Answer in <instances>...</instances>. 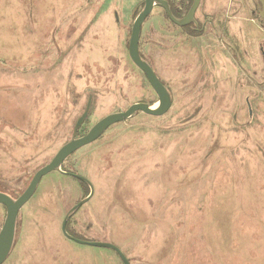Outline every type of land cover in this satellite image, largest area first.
Wrapping results in <instances>:
<instances>
[{
  "label": "rangeland",
  "instance_id": "obj_1",
  "mask_svg": "<svg viewBox=\"0 0 264 264\" xmlns=\"http://www.w3.org/2000/svg\"><path fill=\"white\" fill-rule=\"evenodd\" d=\"M177 17L193 0H170ZM144 0H0V192L19 198L73 139L135 104L159 106L129 56ZM257 0H201L195 24L162 8L140 54L173 98L138 113L45 177L5 264H264V19ZM6 209L0 205V230Z\"/></svg>",
  "mask_w": 264,
  "mask_h": 264
},
{
  "label": "water",
  "instance_id": "obj_2",
  "mask_svg": "<svg viewBox=\"0 0 264 264\" xmlns=\"http://www.w3.org/2000/svg\"><path fill=\"white\" fill-rule=\"evenodd\" d=\"M259 1L261 2L263 7V11H261L260 14L264 18V0ZM200 3L201 0H194L193 5L189 10L188 14L183 19L179 20L174 17L168 0H144V8L141 10L139 16L135 20V23L133 24L131 38L129 42V56L132 62L139 68V70L144 73L150 86L157 94L159 98V106L156 109H153L148 104H135L131 106L126 112L115 113L105 117L96 125H94L85 136L77 138L80 130L85 125L87 119L90 116V112L93 105V97L90 96L85 112L75 124L73 139L58 151L56 156L48 165L40 169L35 174L26 191L17 199H13L9 195L0 192V205L5 207L6 209V219L2 229L0 230V264H5L8 261L15 248L18 217L20 211L34 197L42 180L45 177L55 172L65 174L62 171V166L64 165L66 160L80 149L98 141L112 126L126 122L132 119L138 113H144L151 117H162L169 112L173 105L172 95L168 88L160 81L151 65L146 62L140 54V39L142 34V27L147 18L152 14L156 6L162 8L165 11L166 16L173 24L179 27L189 26L195 22V16L200 7ZM66 175L73 176L80 182L88 185L91 188V194L87 199L73 207L66 216L62 225V233L65 238L81 246L111 250L119 256L123 264H131L118 247L109 243L82 241L74 238L67 232V225L70 219L82 206H84L91 200L94 194V188L92 184L83 177L72 174Z\"/></svg>",
  "mask_w": 264,
  "mask_h": 264
},
{
  "label": "flooded vegetation",
  "instance_id": "obj_3",
  "mask_svg": "<svg viewBox=\"0 0 264 264\" xmlns=\"http://www.w3.org/2000/svg\"><path fill=\"white\" fill-rule=\"evenodd\" d=\"M257 1H258V2L260 3V5H261V11H263V7H262L261 2H260L259 0H257ZM168 2H169V4H170V7H171V10H172V13H173V15H174L175 18L181 20V19H183V18L187 15V14H186V15H184L183 17H180V18L177 17V16L175 15V13L173 12L174 5L170 3V0H168ZM193 2H194V0H193ZM200 4H201V3H200ZM190 9H191V8H190ZM261 11L259 12V16H260V17H262L261 14H260ZM262 18H263V17H262ZM263 19H264V18H263ZM193 24H195V23H193ZM193 24L189 25V27L192 26ZM174 25H175V24H174ZM186 27H188V26H186ZM186 27H185V28H186ZM182 28H184V27H182Z\"/></svg>",
  "mask_w": 264,
  "mask_h": 264
},
{
  "label": "bare ground",
  "instance_id": "obj_4",
  "mask_svg": "<svg viewBox=\"0 0 264 264\" xmlns=\"http://www.w3.org/2000/svg\"><path fill=\"white\" fill-rule=\"evenodd\" d=\"M155 5H156V4H155ZM156 7H157V6H156ZM156 7H155V8H156ZM155 8H154V9H155ZM153 109H154V108H153ZM155 109H156V108H155ZM77 138H79V137L77 136ZM80 209H81V208H80ZM80 209H79V210H80ZM79 210H78V211H79ZM78 211H77V212H78ZM77 212H76V213H77ZM70 220H71V219H70ZM67 232H68V231H67ZM121 252H122V251H121ZM126 258H127V257H126ZM127 259H128V258H127ZM128 260H129V259H128ZM129 261H130V260H129ZM130 263H131V262H130Z\"/></svg>",
  "mask_w": 264,
  "mask_h": 264
},
{
  "label": "trees",
  "instance_id": "obj_5",
  "mask_svg": "<svg viewBox=\"0 0 264 264\" xmlns=\"http://www.w3.org/2000/svg\"><path fill=\"white\" fill-rule=\"evenodd\" d=\"M75 238V237H74Z\"/></svg>",
  "mask_w": 264,
  "mask_h": 264
}]
</instances>
